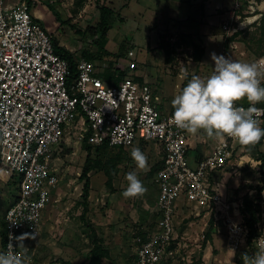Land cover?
<instances>
[{
	"label": "rangeland",
	"instance_id": "1",
	"mask_svg": "<svg viewBox=\"0 0 264 264\" xmlns=\"http://www.w3.org/2000/svg\"><path fill=\"white\" fill-rule=\"evenodd\" d=\"M21 1L24 0H7L6 3ZM30 1L31 4L28 3L39 24L52 35L59 46L72 52L77 58L92 55L89 61L95 65L98 76L106 86L117 85L120 78L134 79L133 74L147 76L154 95L162 99L164 111L192 76L207 79L213 74V54L241 63L264 59V0H240L239 9H235L238 0H225L223 12L226 16L219 18L212 25L213 28L197 24L183 28L182 23H177L169 24L165 30L152 28L157 25V21L159 27L163 22V12H160L163 0H152L154 4L150 0H126V8H122L124 0H105L103 3L101 0ZM139 1L142 3L139 4ZM100 6L115 10L112 29L106 39H101L100 34L92 36L85 33L89 26L97 24ZM153 6L154 13L149 9ZM141 7L147 9L145 14H140L143 12ZM120 15L124 21L119 20ZM229 19H232V30L237 29L235 34L239 33L234 41L228 39L235 34H227L223 29ZM78 30L81 33H77ZM187 35H194L195 41L206 49L201 62L194 60V50L189 45L190 39L185 37ZM164 39L172 46L173 55L169 62L165 51L160 48ZM123 43L126 48L120 54ZM102 48L112 56L101 55L100 58L98 50ZM130 51L133 52L132 57L129 56ZM131 65H135L134 68ZM122 72H127V75L122 77ZM261 86H264V76L261 77ZM80 127L75 123L67 130L64 128L61 143L52 148L50 165L58 183L53 192L52 203L44 213L46 223L39 237L23 241L22 251L24 257H31L30 264H88L92 248L91 231L80 219L85 183L80 180V176L88 155L85 150L87 135ZM188 138L190 143H200L198 145L204 154L217 146V139L209 138L203 130L195 134L188 133ZM133 148H139L147 157L146 169L139 170L136 167L131 157ZM118 150L97 152L96 147L92 149L91 159L101 161V166L89 174L91 191L87 218L103 240L104 247L109 250V258L104 261L105 264H134L136 245L133 233L137 232L136 226L144 223L154 227L157 219L153 210L158 202L160 189L153 180L156 175L153 170L163 161V149L159 143L149 141L136 143L122 153ZM118 154L120 164L109 186L106 169L108 162ZM260 154H264V138L254 146L241 147L232 164L216 177L230 200L242 203L248 195L260 206L258 228L264 234V197L259 198L256 192V187L261 186L263 181ZM133 171L137 173L146 192L135 198H125L122 193L128 184L126 175ZM17 195V188L4 186L0 181V232L5 212ZM181 204L183 200L179 199V210ZM185 216H182L177 231L181 238V247H177L179 255L170 260L169 264H245L242 258L244 253L250 258L255 256V248L246 244L239 252L231 251L225 227L215 223L211 226L209 216L204 219H187ZM150 222L152 223L149 224ZM207 223L209 228L206 227ZM210 227L214 230L208 240L207 231ZM63 230H66L65 233H60ZM0 253H5L1 245V233Z\"/></svg>",
	"mask_w": 264,
	"mask_h": 264
},
{
	"label": "built area",
	"instance_id": "2",
	"mask_svg": "<svg viewBox=\"0 0 264 264\" xmlns=\"http://www.w3.org/2000/svg\"><path fill=\"white\" fill-rule=\"evenodd\" d=\"M6 1L0 0V181L17 188L18 195L4 217V252L11 244L23 260L20 244L39 237L58 183L50 165L52 148L61 143L64 128L75 123L94 147L126 150L154 141L163 149L162 167L154 177L160 189L157 219L154 227L137 229L134 264H169L179 255V199L188 219L209 216L216 225L223 223L231 251L242 250L249 234L242 203L225 196L216 177L242 146L225 137L201 159L190 157L188 132L171 123L172 106L164 111L148 82L125 78L106 86L95 65L83 57L76 59L73 73L28 1ZM231 24L232 19L224 24L225 33L238 32ZM237 106L250 105L239 101ZM257 119L263 124L264 113ZM262 240L264 234L254 240L255 254Z\"/></svg>",
	"mask_w": 264,
	"mask_h": 264
},
{
	"label": "clouds",
	"instance_id": "3",
	"mask_svg": "<svg viewBox=\"0 0 264 264\" xmlns=\"http://www.w3.org/2000/svg\"><path fill=\"white\" fill-rule=\"evenodd\" d=\"M214 72L207 79L192 76L187 85L171 101L174 112L171 123L177 128L195 134L200 130L216 139L231 138L242 147L254 146L264 138V128L257 119L264 109L255 107L264 101V59L253 63H241L224 56L212 55ZM249 107L237 106L245 99ZM131 157L139 170L147 167V157L139 148H133ZM128 182L122 195L135 198L146 188L135 171L126 175ZM21 241L24 237L19 238ZM20 246H23L21 243ZM9 244L7 253H0V264H30L31 257L20 259ZM245 264H264V240L254 257L242 255Z\"/></svg>",
	"mask_w": 264,
	"mask_h": 264
},
{
	"label": "trees",
	"instance_id": "4",
	"mask_svg": "<svg viewBox=\"0 0 264 264\" xmlns=\"http://www.w3.org/2000/svg\"><path fill=\"white\" fill-rule=\"evenodd\" d=\"M27 1L31 4L30 0H27ZM99 12H100V15H99V20H98L97 24L93 27L89 26V28H87L85 33L90 34L92 36H97L100 34L101 39H106L109 31L112 29V21H113L112 18L115 16V11L113 9L107 7V6H102V7H100ZM263 20H264V14H263ZM77 33H81V32L78 30ZM238 35H239V33L233 35L228 40L234 41ZM185 37L190 39L189 45L194 50V60L196 62H201L203 57H204V54H205L204 48L201 47V45L195 41L194 35H187ZM165 39L160 43V48L163 51H165V54L167 57V62H169L171 59V56L173 55V51L171 49L172 46L170 45L169 42L165 41ZM53 42H54V47L56 49V52L61 57H63L64 59H66L70 62L72 72L75 73L76 72V59H77V57L72 52L66 50L64 47L59 46V44L55 40H53ZM125 48H126V45H125V43H123L121 45V48H120V54L122 51L125 50ZM98 53L100 54V56H99L100 58H102L101 55H104L106 57L112 56V54L109 51L104 50L103 48H102V50L99 49ZM82 57L89 60L92 57V55H86V56H82ZM121 75H122V77L126 76L127 72H122ZM125 78L118 79V84H120ZM242 103L247 104L248 102H242ZM257 104L260 106H264V101H261ZM172 112H174V109H172ZM260 126H261V128H264V123L261 124ZM93 148H94V146L89 144L88 141L86 140L85 150L87 151L88 155H87V159H86L85 165H84L83 170H82V174L80 176V180L85 182L84 186H83V193H82L83 213L81 214L80 219H81L82 224H84L86 226V228H88L91 231L92 248H91V250L89 252V256H88V264H103V260L109 258V250H107L104 247L103 240L99 237V235L94 230L92 224L90 223V221L87 218V215L89 213V202L88 201H89L90 191H91L89 174L94 169L101 166V161H99L98 159H96V160L91 159V152H92ZM109 149H111V148H109L107 145L102 146V147H96L97 152L98 151L100 152L103 150H109ZM118 151L120 153H122V152H124V149H119ZM260 155H261V158H260L261 175L263 177V181H262L261 186L256 187V192H257V195L259 198L264 197L263 196V193H264V154H260ZM162 163L157 165L154 168L153 172H156V174H157V172L162 167ZM119 164H120L119 154L116 156L115 159L110 160L108 162L106 174L108 176V185L109 186H111V183L114 179V172L117 169ZM259 207L260 206H258L255 203L254 199H252L250 196L246 195L244 197V202H242V207L240 209L241 214L244 217L245 225L247 226V228L249 230L246 245L250 246L252 248H255L254 247V240L262 234L258 228V224L260 222V219L258 217V213L260 211ZM210 224H211V226L214 224L213 219L210 220ZM213 230H214L213 227L212 228L210 227V229H208V231H207L208 240L211 238V234L213 233ZM0 233H1V245H2L3 249L5 250V246H6V223H5V219H4V222L2 223V229H1Z\"/></svg>",
	"mask_w": 264,
	"mask_h": 264
},
{
	"label": "crops",
	"instance_id": "5",
	"mask_svg": "<svg viewBox=\"0 0 264 264\" xmlns=\"http://www.w3.org/2000/svg\"><path fill=\"white\" fill-rule=\"evenodd\" d=\"M101 1L103 3L105 0H101ZM115 2H116V0H115ZM149 2H152V0H150ZM141 3L142 2L139 1V4H141ZM186 3H188L189 5H186ZM127 6H128V3H126V0H124V4H122V8L123 7L126 8ZM100 7H102V6H100ZM100 7H99V9H100ZM146 7H148V6L146 5ZM225 7H226L225 0H163L162 9H160V12H163L162 14L164 16V19L161 20L163 22L161 24V27H159L158 21H157L155 23L157 25H155L152 28L154 29L156 27L157 28L156 30H158V28L165 30V28L168 27L169 24L175 25L177 23H182L183 28H189L190 26H194L195 24L200 25V26H204V27L213 28L212 25H214L216 22H218L219 18L222 17V19H223L224 16H226L223 12ZM152 8H154V6L150 7L149 9L151 11H153L154 9L152 10ZM158 9H159V7H158ZM146 10L147 9L144 10V8H142L143 12H141L140 14H145ZM82 13H83V11H82ZM82 13H80L79 16H81ZM153 13H154V11H153ZM119 14H121V11ZM226 14H228V13H226ZM39 16L41 17V15H39ZM119 20L124 21V18L121 17V15H120ZM152 28H151V30H152ZM161 33H159V36L161 35ZM108 36H109V33L107 35V38H108ZM204 50H205V54H206V49H204ZM133 76H134L133 77L134 80L137 82H140V83L148 82V80H149V78L147 76L146 77H140V76H136L134 74H133ZM240 102H247V100L245 98V99L241 100ZM169 105L171 106V103H169ZM198 144H200V143H197V142H191L190 143L189 155L192 158L201 159L203 152L200 150V147ZM124 151H126V150H124ZM221 190H222V187H221ZM222 192H223V190H222ZM223 194H224V192H223ZM156 204H155V207L153 210L154 212L156 211V208H157ZM147 207L149 208V206H147ZM178 215H179L178 224H180L182 216L186 215L184 218L188 219L189 214H188L187 208L185 206L181 207V209L178 210ZM44 216H45V214H44ZM204 218H206V217H204ZM204 218H202V219H204ZM193 219H199V218H193ZM209 222H210V220H209ZM45 223L46 222L43 218L42 224H41V230H42ZM151 223L152 222H150L149 224H151ZM143 224L142 223L138 224L136 226V228H140L142 226H147V225H145V224L143 225ZM219 225H223V223H220ZM60 227H63V226H60ZM206 227L209 228V223H207ZM65 231L66 230H63L60 233H63V232L65 233ZM133 235H134V240H135V238H136L135 233H133ZM105 260H108V259H104L103 264H105V262H104Z\"/></svg>",
	"mask_w": 264,
	"mask_h": 264
}]
</instances>
